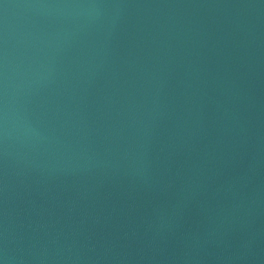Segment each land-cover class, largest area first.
<instances>
[{
	"label": "water",
	"instance_id": "water-1",
	"mask_svg": "<svg viewBox=\"0 0 264 264\" xmlns=\"http://www.w3.org/2000/svg\"><path fill=\"white\" fill-rule=\"evenodd\" d=\"M0 264H264V0H0Z\"/></svg>",
	"mask_w": 264,
	"mask_h": 264
}]
</instances>
